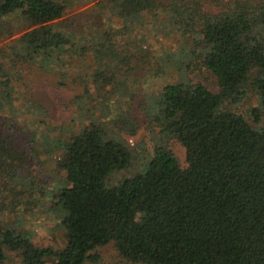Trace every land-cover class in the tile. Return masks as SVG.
Wrapping results in <instances>:
<instances>
[{
  "label": "trees",
  "instance_id": "obj_1",
  "mask_svg": "<svg viewBox=\"0 0 264 264\" xmlns=\"http://www.w3.org/2000/svg\"><path fill=\"white\" fill-rule=\"evenodd\" d=\"M105 4L126 20L118 35L127 37L93 21L84 34L67 30L69 5L59 0H0V30L17 34L10 51L0 50V264L11 255L18 264H86L110 242L133 263L264 264V0H98L94 7ZM147 14L155 31L146 28L152 33L140 40ZM15 16L21 24L10 33L7 19ZM153 33L164 42L155 50L146 45ZM85 36L90 45L79 47L76 37ZM87 52L74 126L41 141L36 128L27 135L34 158L62 152L47 161L66 171L68 183L51 191L2 122L30 115V105L15 107L5 66L30 60L47 70ZM202 69L217 91L190 77ZM249 93L259 105L245 115ZM137 116L165 142L144 149L141 169L108 186L132 162L118 133L134 135ZM173 139L185 167L167 145ZM49 191L66 236L60 249L36 244L24 221L25 206Z\"/></svg>",
  "mask_w": 264,
  "mask_h": 264
},
{
  "label": "rangeland",
  "instance_id": "obj_2",
  "mask_svg": "<svg viewBox=\"0 0 264 264\" xmlns=\"http://www.w3.org/2000/svg\"><path fill=\"white\" fill-rule=\"evenodd\" d=\"M59 1L69 5V9L63 21L67 30L73 29L80 34H84L88 22L93 21L94 26L103 25L117 37H127L125 32L121 36L118 35L122 33V22L125 24L126 20H122L121 22L120 19L117 18L115 12L108 7V4L94 7L98 0ZM149 20L152 22L153 17L147 14L143 20L145 21V26L137 30L140 40L142 39V33H147L150 36L151 33L155 31V25H149ZM20 24V20L15 16L11 17V19H7L6 27L11 33L15 32L16 27L20 26ZM146 28H151L153 30L152 32H146ZM15 37H17V34L8 37L7 32L3 33L0 30V50L4 46L6 51H10L11 48L8 47L12 44L11 42ZM131 37H133V35H131ZM76 38L77 43H80L79 47H82L84 44L89 46L92 37L87 36L83 38L82 41H80V37ZM158 38H160V36H155L153 33L146 45L149 46L151 50H155L156 48L159 49V45L161 43L164 44V42L162 41L163 39L157 42ZM49 61L50 63L52 62L51 60ZM89 61L90 54L87 52L86 56H75L73 60H71V63H69V58H66L65 63L56 65L50 64L52 67L47 70L40 68L36 61L30 60L23 63L20 62V64H15L12 67L9 64L5 66L6 73H13L12 77L15 79V95L17 97V100H14L15 107L18 110H23L24 107L30 105V115L19 118H10V116L6 115L2 119V122L5 124L7 132L12 133L14 136L15 143L19 144L23 151L26 152V155L30 157V162L34 160L32 161V163H34H31V169L34 170L33 176L36 178V181L40 183L51 181L52 184L50 183L51 186L49 188L51 191H57L55 189L61 186V184L68 183H65V178L67 179L66 171L61 167L59 168L57 165L53 168L50 162L47 161L50 158L61 160L62 152L58 151L57 154L49 155V157L41 154L34 158L31 154L32 151L30 152L28 150L29 145L26 143L27 135L30 133L31 128H36L38 131L37 138L41 141L45 133L47 137L56 135V128L66 130L74 126L73 121L76 118V115H74L76 106L74 105L73 99L81 91L78 80L85 71L84 69L89 64ZM169 75L172 77V74ZM190 77L195 81H200L207 85L211 91H217L216 79L209 71L202 69L193 73ZM169 81L176 82V78H170ZM29 102L30 104H28ZM258 105L259 100L257 96L253 93H249L247 99L241 106V111L245 115H248L249 109ZM79 106L82 107V103H80ZM8 119H10V121H8ZM32 120L38 122L33 125L30 123ZM137 121V131L134 135H128L124 132L118 133L120 139H125L128 142L133 158L126 170L111 176V180L107 182L108 186L118 184L124 178L132 176L135 171L141 169V161L137 159L141 156L140 154L143 153L144 149L149 152L156 141L165 142V138H163L157 128H150L143 122L142 117L137 116ZM9 124H11V128H8ZM79 127L78 124L76 128L79 129ZM167 145L178 159L180 166L185 167V152L181 144L173 139L168 140ZM40 147H38L39 150L43 148ZM54 178L58 180L64 179V182H55ZM47 194L49 195L47 197L48 199L45 200L43 199L44 197H39L38 200L30 204L29 207L25 206L24 221L26 228L33 237L32 240L36 244L51 246L53 249H60L65 245L66 236L56 212L49 209L51 206L50 200L53 202L52 193L49 191ZM93 252L97 254L98 259L95 262L86 264H141L133 263L123 258L112 242L97 247ZM6 264H18L17 257L11 255L8 261H6ZM48 264H51V262Z\"/></svg>",
  "mask_w": 264,
  "mask_h": 264
}]
</instances>
